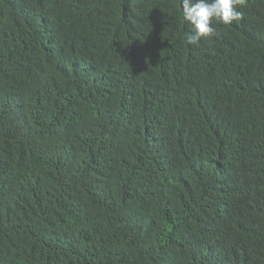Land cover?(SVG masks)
<instances>
[{"label": "trees", "instance_id": "trees-1", "mask_svg": "<svg viewBox=\"0 0 264 264\" xmlns=\"http://www.w3.org/2000/svg\"><path fill=\"white\" fill-rule=\"evenodd\" d=\"M189 45L182 0H0V264H264V0Z\"/></svg>", "mask_w": 264, "mask_h": 264}, {"label": "clouds", "instance_id": "clouds-1", "mask_svg": "<svg viewBox=\"0 0 264 264\" xmlns=\"http://www.w3.org/2000/svg\"><path fill=\"white\" fill-rule=\"evenodd\" d=\"M245 0H182L183 18L191 25V31L186 35L189 45H199L202 38L215 34L213 21L225 25L242 18L238 6Z\"/></svg>", "mask_w": 264, "mask_h": 264}]
</instances>
